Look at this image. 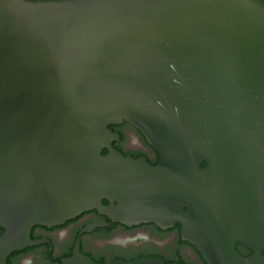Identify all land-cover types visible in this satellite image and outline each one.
Returning a JSON list of instances; mask_svg holds the SVG:
<instances>
[{"label":"water","instance_id":"1","mask_svg":"<svg viewBox=\"0 0 264 264\" xmlns=\"http://www.w3.org/2000/svg\"><path fill=\"white\" fill-rule=\"evenodd\" d=\"M122 122L156 165L111 146ZM90 211L179 224L205 264H264V2L0 0V264ZM107 225L62 264H99L80 237Z\"/></svg>","mask_w":264,"mask_h":264},{"label":"flooded vegetation","instance_id":"2","mask_svg":"<svg viewBox=\"0 0 264 264\" xmlns=\"http://www.w3.org/2000/svg\"><path fill=\"white\" fill-rule=\"evenodd\" d=\"M108 128L118 136L111 142V146L125 156H131L134 159L144 157L150 165H156L158 157L155 151L145 142L141 133L127 124L122 122L116 125H110ZM91 222H104L108 225L102 229H107L106 233L95 234L96 229L90 234H84L80 237V251L89 255V257L98 256L90 249L87 241L88 237L97 236L98 239L108 240L113 237H125L126 242L124 248L114 254H102L110 261L114 257L118 260H131L135 256L145 257L154 254L152 250H145L143 246L132 247V245L148 242L152 237H161L157 234L156 227L152 223H141L136 226L126 227L118 223H111L106 217L96 213L88 212L84 215L66 221L60 226H40L35 225L30 229L29 236L32 241L39 242L36 245L26 246L18 252H14L7 257L6 264H62V260L71 255L72 246L74 244L77 231L79 232L86 224ZM161 230L167 234L166 238L174 241L176 233L174 227ZM180 226V225H179ZM82 227V228H81ZM159 230V228H158ZM0 230V235L2 234ZM180 232V229H179ZM96 238V237H95ZM182 240V239H181ZM185 242V241H183ZM240 243L236 244V250L240 255L247 254L250 250ZM156 252V251H155ZM181 252L187 256L193 264H205L201 255L200 258L193 253L190 247L182 244ZM159 256L167 258L162 252H156Z\"/></svg>","mask_w":264,"mask_h":264},{"label":"trees","instance_id":"3","mask_svg":"<svg viewBox=\"0 0 264 264\" xmlns=\"http://www.w3.org/2000/svg\"><path fill=\"white\" fill-rule=\"evenodd\" d=\"M262 2H264V0H260ZM143 137V136H142ZM145 140V139H144ZM146 142V141H145ZM107 151L106 150H103L102 151V154H105ZM155 154L157 155V153L155 152ZM158 157V155H157ZM133 158V157H132ZM206 165V163H202L201 167H204ZM104 204H107V202L103 201ZM92 213H96L95 211H90ZM88 213V212H86ZM85 213H83L84 215ZM97 214V213H96ZM82 215V214H81ZM79 217V216H78ZM77 218V217H76ZM71 221V220H70ZM82 228V227H81ZM179 229H180V226L179 225H176L174 227V232L176 233V237L174 239V241L172 242V244L174 245V253L171 257L169 258H164V257H161L159 256L156 252H154V254L152 255H147L145 257H160L162 258L165 262L167 263H176V264H193L192 261L188 260L187 257L182 254L181 252V248H182V244H185L187 245L188 247L191 248V250L193 251V253L195 255H197V257L200 258V254L199 252H197V250L192 246L190 245L188 242H183L181 240V237H180V232H179ZM157 234H159L161 237H166L167 234L165 232H162L160 229L158 230V228H155ZM108 230L107 229H102V228H98L96 229L95 231V234H98V233H106ZM78 233V231H77ZM76 233V234H77ZM76 236V235H75ZM245 248V247H244ZM252 252L249 251L247 254L243 255L244 257H247L251 254ZM89 256V255H88ZM91 259H93L95 262L99 263V264H113L116 260H118V257H114L112 260L108 261L104 255H100L97 257V259L95 257H90ZM141 258V256H135L133 259L131 260H135V259H139ZM131 260H128V261H131ZM123 261H126V260H123Z\"/></svg>","mask_w":264,"mask_h":264},{"label":"rangeland","instance_id":"4","mask_svg":"<svg viewBox=\"0 0 264 264\" xmlns=\"http://www.w3.org/2000/svg\"><path fill=\"white\" fill-rule=\"evenodd\" d=\"M95 237L91 236V237L87 238V241L89 243L90 249L94 252V254L96 256L100 255V253L97 249L98 240L101 241L103 251L107 255L114 254L117 251H120L121 248H124L122 246H124L125 244H128L126 242L125 237L117 236V237H113V238L108 239V240H101V239H98L97 236H95ZM137 246H143L145 248V250H148V251L152 250L154 252L155 251L156 252H162L166 255L167 258L170 257V240L166 237L157 238L154 236L151 238V240H148V242H144L142 244L132 245V247H137ZM187 259L189 260L188 257H187Z\"/></svg>","mask_w":264,"mask_h":264}]
</instances>
